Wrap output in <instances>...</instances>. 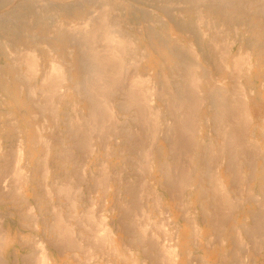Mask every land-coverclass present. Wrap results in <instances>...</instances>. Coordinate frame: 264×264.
<instances>
[{
  "label": "bare ground",
  "instance_id": "6f19581e",
  "mask_svg": "<svg viewBox=\"0 0 264 264\" xmlns=\"http://www.w3.org/2000/svg\"><path fill=\"white\" fill-rule=\"evenodd\" d=\"M131 1L132 0H104L103 3L100 5V7L95 12L90 13L86 17V20H85L84 24L81 26V28L80 29L78 28L79 30L76 31V33L80 37V39H79L80 42L77 44L76 47H78L79 49H84V51L87 52V55H86V62H85L86 64L84 63L82 69L78 71V76H77L76 81H70L69 80L70 78L66 77L65 73L61 71L62 69H61L59 64L62 65V63L60 61L55 60L51 63L49 72H47L48 74L50 72L51 73L49 75H47V73H45L43 75L42 85L43 84L48 85V82H50L51 85H50V88L48 89V91L53 92L51 94L53 96L54 92L57 93V92L62 91V90L58 89V87H60V85H61V83H58V81L59 82L70 81L71 82L70 84H71L72 88H74L75 92L77 91V93L86 97L84 99H86V101L89 102L87 104V108H88V110L89 109H91V110H89V113L87 112L88 114L85 116V118H84V116L82 118L80 117L81 120H78L79 123L77 125L79 126V128H80V126L82 127L83 125L89 127L88 129L90 132V134H89L90 137H91V134L96 136V137H99L103 131V128L105 127V121H104L105 118H107V121H106V124H107L109 119H111L113 116L112 112L114 111V114H115V112L118 111L120 108H122L121 110H123V107H126L127 113H129L128 117L130 115L136 116V114H138L139 112H140L139 115H141V112L142 113L144 112L145 114H146V112H148L146 118L149 117L148 116L149 113L151 114V116H154V115L156 116L159 113V109H157V106L154 105V102H156V100L159 98L158 96H159V93H161V92L163 93V95L165 93L167 95V97H169L168 99L171 102L170 103L171 105H169V107L171 106L170 107L171 110L169 113L170 115L173 116L174 115L173 112H175V114L176 113L178 114V112H180L181 115L182 114L186 115V117L184 116L185 119L188 118L187 116H189L191 119L193 118V121L190 120L192 122L191 126H189V124H187L189 126V128H187L188 131L189 130H193V131L196 130L197 132H200L202 130H207L208 127L211 128V131L213 130V132H215V134H216V137L220 140L219 145H217L214 142L216 144V146H219L218 147L219 150H217L216 149L217 147L214 146L213 144L212 145L209 144L208 145L209 150H207V153L211 154L210 157L206 155L205 148L204 149L200 148L198 150L197 154L195 156H192V159L190 160V166H189V168H186V170L187 171L191 170V173L194 174V176H192L189 179V181L187 182V185L189 187H191L193 192H195L194 196L196 198V206H198L199 213L203 217L202 219L207 224V227H209V230L210 231H215V229L217 230V228H216L217 225L214 224L215 223L214 222L215 216H217V218L221 217L220 220L222 221V224H223L222 226H224V228H225V226H227V228H225V229H227V232L229 233L228 234L229 235L228 240L229 241L231 240L232 242L230 244V249L225 251L226 257H224V256L222 257V258H226L224 264H238V262H237L238 261V257H237L238 254L242 255V257H239V258H242V261L240 260L241 261L240 264H250V262L253 261V259L255 261L256 260L255 258H257V256L254 255L255 252L257 253L258 251L262 250L261 252H263V255H264V154L262 155V153L259 152L260 154H258L259 155L258 157H257V154L254 155L255 152L253 154L250 152L247 154H244V153L238 154L237 152H235V154H233V152L237 151V150H232V149L233 148L237 149L238 147H240L239 141L243 137L242 134L247 133L246 128L249 125H253V123H254V118L252 117L251 112H249V107H254L253 105H256L257 107L264 106V98L262 97L259 90L256 88V86H254L253 83L248 85V93H245L244 88L241 85V83L240 84L236 83V86L238 89L235 86L236 89L232 88L231 91H227V89L225 90V88L223 86L218 87V88L215 87V81H221V80H218L219 78H221L223 80L228 79L229 78L227 76L228 71H229L230 75H232L233 71L238 72L237 78H241L242 77L241 74L243 73V75L245 74V77H247V78L250 77V78H254V79H257L260 81V89L262 88V93L264 96V0H163L164 4L166 5L164 8V13H165L166 18L168 16H170V13H172L173 11H176V12L178 11L179 15H181L182 20L179 19L175 26L174 25H171V26L177 34H180V35L185 34V35H188L191 37L190 43H189L190 47L187 49L188 52H187V50H186V52L189 54V57L192 60V62L189 60H186L184 55H182L184 58L180 57L181 55H177V56L175 55L174 60L171 61V59H170L171 53H170L169 48H166L164 50L160 49L157 51L155 49L154 52L153 51L150 52V51H148V49L143 47L141 44V40L144 38V37H142V33L139 32L137 29H133L132 26L130 25V23L134 24L133 13L136 10L133 7V4H132L133 2L131 3ZM179 5H181L182 7H180ZM174 6H177V9L174 8ZM138 7H140V6H138ZM178 7H179V9H178ZM94 13H95V15H94ZM192 13H194L193 16L191 15ZM139 15L143 18V19H141V21H146L145 16L141 15L140 13H139ZM118 16H119V18H117ZM167 20H168V18H167ZM125 25H127L128 27H131L132 29L125 27ZM197 25H198V27H196ZM232 28L235 30L236 33L240 32V33H244V34L249 35V38L241 36L239 38H236V40H233L232 37L230 36V34L232 32V30H231ZM126 29H128V30L130 29L133 31L136 30V32H135L136 34H131L130 37L128 38L127 34L129 31ZM211 29L215 30V32L223 30L222 34L225 38L224 39L225 42H223L222 44L221 43L218 44V43H216L217 41L211 40L212 49H215V51H217V53H218L216 57L213 56L211 49H209L207 46L203 45V43L199 37L200 33L203 37L207 36L208 30H211ZM196 30H197V32H196ZM7 33H10V32H7V30H5V32H2L1 35L4 38L7 37V39H9V37H8L9 35ZM98 39H101V44H98V41H97ZM208 39L210 40L211 37H208ZM145 40H146L145 43H147L146 46H148L149 44H155V43H153V41L149 37H146ZM6 44L7 45H5L6 46L5 48H7V49L5 52L2 53V56L3 57L5 56V58L8 60L9 59L17 60V56L19 58L24 56L25 60H24L23 65H25L27 63L26 65H28L27 67L29 68L28 69L26 67L27 70H29L32 74L35 73L34 78H38L41 74V70L37 69L36 63L38 62L37 60L41 59L42 55H43V53L39 54L38 47L33 45V44H28V45L24 44L20 41V39H15V37H14V39L12 38L11 40H6ZM163 44H164V41H163ZM165 44H167V43H165ZM99 45H101V46H99ZM232 45L236 46L238 49L237 51L241 52L242 54H235V55L231 54V52H232L231 46ZM64 46H65L64 42L57 41V42H54V44L52 43L51 45H49V47H50L49 49L54 48L55 52L57 54V56H55V57L59 60H64L65 59L64 53L66 51ZM139 46H141L144 49V52L143 53L141 52L142 55L145 56V58L147 57L148 59L150 57H153L156 60V64H158L159 68L161 69V70L158 69L159 71L156 72L155 75H153V77L148 75L149 77H146L143 79V77H144L143 75H139V74L134 73V69L137 68L139 66V63H141L143 61L140 58L137 59V57H133L130 59H128L126 57V55L129 54L128 51H132L135 47L138 48ZM2 48H3V46H2ZM47 49H48V47H47ZM64 49H65V51H64ZM49 51H52V50H49ZM229 52L232 55L231 57H229ZM49 55H50V53H49ZM173 55H174V53H173ZM190 55H192V57ZM182 58L185 60H183ZM230 60H232V61H230ZM25 61H26V63H25ZM261 69H263V70L261 71ZM27 70H25V71H27ZM131 70H133V74L131 73L132 72ZM123 72L127 73V75L124 77H123ZM128 72H130L131 75L128 74ZM53 75H54V77H53ZM23 78H24V76H23ZM26 78L28 79V76H25L24 79H26ZM233 81L235 82V78ZM68 84H69V82H68ZM121 84L128 85V86H126V89H124L123 91H118L117 90L118 86H123ZM245 85H247V84H245ZM231 87H234V85H232ZM56 89H58V91H56ZM61 89H62V87H61ZM107 90H110V92H111L110 94H113V98L116 96L119 97V94H120L121 97L119 99L125 100V101H123V103H122L121 100L118 99V101H117L118 106L117 107H115V108L109 107L110 106L108 103L109 101L106 102L107 97L105 95ZM224 90L227 92H225ZM18 92H19L18 94L22 93V94L27 95L28 97H31V100H33L32 97L35 96V93H33L32 89H29L26 87L19 88ZM40 93L43 94V92H40ZM45 94H46V92H45ZM79 94H78V97L80 96ZM51 95L48 96V98L50 97L48 103L44 102V104L45 105L47 104L53 110L54 109V103H53V99H52ZM163 95H162V97H163ZM248 95L251 98H249ZM45 96L47 98V94ZM3 97H4V95H3ZM110 97H111V95L109 96V98ZM238 97L240 99H243V101H239L240 99ZM237 98H238V100H237ZM36 105L37 104H29L28 106H23V107L19 105V107H17V111L19 112L18 114L31 113V109H33V108L36 109V107H35ZM80 105H81V103H80ZM121 105H124V106H121ZM13 107H15V106H13ZM43 108H44V106L41 105L39 110H42ZM65 109H67V108H65ZM54 111H56V110H54ZM155 116L153 118L157 119V117H155ZM172 116H171V118H172ZM117 117H119V116H117ZM128 117H126V119H125V124L121 123L120 121L117 120L118 121L117 124L116 123L111 124V125L109 124L110 126H108V129L106 127L104 129L106 130L107 133L109 131L111 134L116 135L118 132H120L121 135H124L125 140L123 139V136H121L117 139V141H122L123 145L129 143L128 141H130L131 147H133L137 150V152L139 153V156L144 161L153 158L152 146L157 143V139L152 137L151 139H153L152 140L153 143L151 145L150 144L145 145L144 142L139 143L140 138H138L137 131H134L132 128L127 126L128 122H126V121H127ZM142 117H143L142 120L144 119V121H145L144 115ZM180 117H182V116H180ZM32 118H34V117H32ZM66 118L68 119V117H66ZM150 118L152 120H154L152 117H150ZM171 118L167 116L165 118L164 122L161 121L164 124V130L162 128V133H163V135H165V137L169 132H171V129L173 130V128L170 127V121L169 120H172ZM174 118H176V117H174ZM43 119L47 120V117L43 116L41 118L42 123H43ZM139 119H141L140 116H139L138 120ZM74 120H77V119H74ZM128 120H130V119H128ZM138 120L133 121V122H135L134 125L138 124V122H139ZM146 120H148V122H150L149 118ZM179 120H180V118H179ZM179 120H178V122L181 121V120L180 121ZM183 120L184 119L182 117V121ZM173 121H175V120L173 119ZM182 121L180 122V126H181ZM16 122H18V121H16ZM111 122H112V120H111ZM148 122H147V127H148ZM153 122L154 121H152L149 124V127L153 126V125H151ZM155 122H157V120ZM186 122H187V120L183 121V125H184V123L186 125ZM130 123H131V121H130ZM195 123H198V124L195 125ZM36 124H37L36 121L32 122V125H36ZM54 124H55V122H54ZM156 124H155V126L158 125V124L157 125ZM174 125H175V123H174ZM177 125H178V123H177ZM177 125H176V127H177ZM180 128L183 130L182 126ZM39 129L40 130H39V132H37V135L35 136L34 140H30L29 137H28L29 138L28 139L26 136H24L25 137V138H23L24 140L20 139V141H18L19 143L17 142V144H16L17 147L15 146L16 147V151L14 150L15 151V159H14L15 167L14 168L12 167L13 168L12 174L14 175V177H12V178H14L16 180L15 182H17L15 184L11 183V182L9 183V179H8V172L9 171H8V167L5 166V159L8 158L10 156V154L6 150V148H4L3 146L1 147L2 142L0 141V161H1V163H0V176H1V173L4 174L3 178L0 177V202H6L7 203V201H9L11 203L18 204V206L21 210H19L17 215L19 217L21 226H23L24 228H31V229H35L36 231H39V233H38L39 235L37 236V239L35 237L36 240L33 239L34 236H31V238L30 237L24 238V240L21 238L24 241L23 243H25V245L31 244V247L34 251L35 258L33 259L34 262L32 264H51V259L49 256V250L50 249H48V245L50 243L52 244V246L49 248H51V249L55 248L56 250H62L63 249L67 253H71V254L76 253L78 250L79 251L82 250L84 255H85V259H84L85 261H83V262L85 264H91L92 259H94L93 257H95L94 255H96L97 253L100 254L104 250L105 242L107 241V236H109V235H107L108 232H110L109 234H111V231H109L107 229L108 226L106 223V219L108 217L105 214V212H107V211H106V209H103L105 202L102 201L103 203H101V201H100V203L102 205L98 207L99 211L95 212V214L97 213V216H94L93 215L94 213L92 212V210L90 211L88 207L84 211L81 210V208H80L81 203L79 204L76 201V192L75 191H76L77 187L74 188L72 186H67V185H68V181L70 180V178L77 175V173L75 171V170H77V168H81V170H82L81 172L83 175V176H80L78 178H75L77 180L78 184L80 181L82 183V181L86 180L88 178L87 172H89L88 167L86 165H82L81 163L73 161V158H72V156L74 155V149L73 148H69L68 146L62 145L63 147L61 146L60 152L54 151V149L51 150L50 146H52V144H51L52 139L48 138L46 136L44 137V135H43L44 127L42 125L39 126ZM154 129L153 130L151 129L152 130V133L150 132L151 136L152 135L154 136V134H157L156 133L158 131L157 128L155 130ZM35 131H36V129H35ZM154 131H156V132L154 133ZM184 131L185 130H183V132ZM79 132H81V131H79ZM83 132H84V130H83ZM106 132H104L103 134H105ZM148 132L149 131H147V133ZM192 132L190 134H192ZM180 133H181V131H180ZM262 133H263V131H262ZM181 134H183V133H181ZM253 134H255V133H253ZM60 135L61 136L59 138V142L66 145L67 142H69L71 140V136L74 137V136H77L78 134H76L75 129L70 128V130H68V132H66V130H65V132L63 134L61 133ZM245 135L246 134H244V136ZM85 136H88V135H85ZM240 136H241V138H239ZM185 137H186V135H185ZM262 137H261V140L264 142V133L262 134ZM83 138H85L84 135H83ZM189 138H191V135ZM243 138L245 139V137H243ZM243 138H242V141H244ZM86 139L87 140L89 139L88 141H90L89 137ZM143 139H145V138H143ZM151 139H150V141H151ZM114 140H115V138H114ZM88 141L86 143H88ZM92 141H90V142H92ZM145 141H146V139H145ZM173 141L174 142L171 143L172 146L167 147V152H166L167 156H171V155H173V152L175 153V152H179L181 150V147H179V145H178L179 142L181 141V138H179L178 140H177V138H175V139H173ZM233 141L236 142V145L234 147H231V144L235 143ZM244 142L243 143L241 142L240 144L243 145V144H245ZM249 143H250V148H252L251 146L254 147L257 145L256 141L255 142H249ZM28 144L31 147H32V145H34L35 147L39 146V145L46 147V154H45V156L43 155V157H44L43 159L42 158L35 159V162H33L34 164L31 163V164H33V166H30L29 168H25L23 170L21 167V163L24 161V149L28 146ZM94 144H95V142H94ZM91 145L88 144L87 146L91 147ZM195 145H197V144H195ZM72 147H74V146H72ZM241 147H243V146H241ZM246 147H249V146L247 145ZM250 148H248V149H250ZM105 149H107V150L110 149V146L106 147ZM105 149H104V151H106ZM112 149H114V147H112ZM255 149H258V148H255ZM255 149H254V151H255ZM227 151H228V153H226ZM93 152H94V150L91 149L88 153H86L85 156L87 157V159L92 156ZM41 154H42V152H41ZM48 155L56 157V159L53 162V166L51 165V163L49 164ZM167 158H169V157H167ZM257 158L259 160L263 161L262 165L260 166L261 167L260 171H262V173H261L262 175L260 177L255 178L254 180H251L252 183L255 184V185H253V187L250 184H247L248 189H250V190H248L249 194H247V195L245 194L246 198H244L242 195V190H244V188L246 186L244 178L242 180H240L241 177H238L236 173L231 172V171H234L233 166L236 163L239 164L240 167H242V165L245 166L248 162L251 163V161H249V160H257ZM65 160H68L69 162L73 161V164H75L77 168L74 167L75 170H72L73 168L70 169L68 166V163ZM247 160H248V162H247ZM126 161L128 162L130 160L127 159ZM178 161H179V159H178ZM218 163H220V164L224 163L227 165V167H226L227 171L222 176L223 178L218 177V174H219V172L217 171V167H219ZM253 164L251 163L250 169H252V167L254 168L255 165L253 166ZM42 165H43V167H42ZM97 165H99V163ZM41 167L43 168L42 173L40 171ZM56 167L59 168V171H58L59 172L58 173L59 178L56 177L59 180L57 182H54V184H52V183H49L47 181V176L50 175L51 171H53V169ZM101 167H103V166L102 165L100 167L97 166V168H101ZM104 167H103V169H104ZM214 167H215V169H214ZM180 168H182V166H180ZM128 169H129V167L127 166V168H124L123 170H128ZM167 169L168 168H166L165 166H162V165L160 168L156 167V171L158 173H163V171L165 172ZM178 170H179V167H178ZM178 170H174L173 172L175 173V171H177L176 174H178ZM103 172L104 171H102L100 174L104 175ZM136 172H138V171H136ZM136 172H135V175H136ZM250 172H252V171L250 170ZM33 173H35L37 176H38V174L41 173L40 174L41 176L39 178V182L29 181L31 179L30 175ZM96 174H98V172ZM140 174H141V172H140ZM252 174L249 175V180H250ZM91 175L92 174H90V176ZM238 175H239V170H238ZM104 176H105V181H106L107 177H106V175H104ZM107 176H108V174H107ZM183 177L185 179V176H183ZM176 178L177 177H175V179ZM137 179H139V178H137ZM91 180H92V178H91ZM96 181H97V179H96ZM176 181L177 180H175L173 182H176ZM93 183H95V182H93ZM122 183H123V181H122ZM179 184L180 183L178 182V186H179ZM93 185H92V187H93ZM175 185H177V184H175ZM28 186L30 188H32L33 195L30 197L26 196L25 193H24V195L23 194L19 195V193L23 192L24 188H26ZM135 186H136V184H135ZM141 187L142 186L140 183V188ZM142 188H145V187H142ZM178 188H180V187H178ZM217 188H222L220 190L224 189L223 190L224 193H221V194H225V195H224V198L222 195L223 199L220 198L221 200H217L218 199L216 196L217 192H215V191H217ZM104 190H106V189H104ZM167 191H168V189H167ZM169 192L171 193V191H169ZM181 192H182V190H181ZM139 193H143L142 189ZM180 194L181 193H179V196H180ZM221 194H219V195H221ZM85 195H86L85 198L87 199V194H85ZM189 195H191V194H189ZM135 196L137 197L136 194H135ZM6 197L9 199H6ZM82 197H83V195H82ZM95 198H94V200H95ZM137 198H135V199L130 198V200L127 202V204H124V207H123L124 210L123 209L122 210L125 213V215L128 214V212L130 210V206H128L129 204L132 205L131 209H133V210L135 209V207L137 206L135 202L137 200H139V201L141 200V199H139L140 196ZM169 199H171V198H169ZM102 200H104V198ZM179 200L181 201V199H179ZM156 201H158V200H156ZM217 201H219V203ZM154 202H155V200H154ZM221 202H223V204L225 203L223 205V208H222V209H224L223 211H225V213L222 211V209L220 211L219 205L221 204ZM242 202L243 203L245 202L247 205H249V211H248L247 215H248V218L250 220V223H248V224H250V225L244 226L245 223H240V221H239V223H238V221H235V223L231 225V223L234 222L232 220L233 218L231 219V215L233 213V210L235 208V211H236V209L238 207H240V209H241ZM217 204H218V210L216 211L215 208H216ZM122 205H123V203H122ZM115 206H116V204H115ZM138 207L139 206L136 207L137 209H135V211L139 210L140 215H143L144 213H141V211L143 212V210H140V208L138 209ZM183 208H184V205H183ZM78 209L80 210L81 214L78 213ZM114 210H115V208H114ZM122 210L119 211V213H120L119 217L120 218L124 217ZM156 210L157 209H155V211ZM139 211H138V213H139ZM186 211L189 212V210H187V209L185 210V212ZM242 211L243 210H241V212ZM90 212H92L93 214L91 213V215H90ZM156 212L158 214V211H156ZM165 212H166V210H165ZM131 213L129 212L128 215H130ZM239 213H240V211H239ZM79 214L81 215V218H80ZM140 217L142 218V216H140ZM137 218L133 219L134 222H132L130 220L132 224L127 226V228L124 230V232L127 235L126 238L128 240H130L131 242H134L135 244L140 246L139 247L140 249L143 248L142 251L144 250L145 252H148L151 255V258H155V256L156 257L158 256L159 260H163V258H164V260L167 261V262L165 261V263L176 264L174 262L175 261L174 257H176L175 251L174 252H173V250L171 251V249H173V247L169 248V246L166 245L167 246V249H166L164 246H158V245H155L152 243L156 238V235L151 230V227H153V224H152L153 222H151L152 225L149 223H146V225L142 224V226H139V224L138 225H137V223L135 224V222L138 221ZM5 219H7L6 214L3 212H0V264H12L11 260H10V253L14 252V251L15 252L18 251L19 247L15 248L13 246L20 243V238H19V236L18 237L16 236L15 237L16 242H15V240L13 238L8 237L9 236L8 230L6 229V227L4 225V222L6 221ZM165 219H166V217H165ZM244 220H245V218H244ZM162 221H164V220H162ZM190 221L192 222L191 219H190ZM194 222H192V226H194L193 225ZM200 222H201V220H200ZM89 223H92V225H93V223H95L94 225L96 227L94 229H92V228L90 229L89 225H91V224H89ZM5 224H7V223H5ZM126 224H127V222H126ZM12 225H14V223H12ZM77 225L78 226L80 225L81 228H79L78 231L76 228V230L74 232V226H77ZM121 225H123V224H121ZM159 227H161V224ZM123 228H125V227H123ZM164 229L165 228H163V229L161 228L162 232L164 231ZM155 230H157V229L155 228ZM30 231L33 232L32 230H30ZM193 231H195V230L193 229ZM164 232L167 233L166 230ZM194 234H196V233H194ZM214 235L216 236V233ZM166 237H168V235ZM207 237L209 238V236H207ZM73 238H74V241H72ZM163 238H164V236H163ZM82 239L87 240L86 245L83 244ZM161 239H162V237H161ZM210 239H208V240H210ZM113 240H114V237L112 238V241ZM167 240H168V242L170 241V239H168V238H167ZM210 241H213V240H210ZM127 242H129V241H127ZM168 242H166V243H168ZM107 243H108V241H107ZM158 244H160V243H158ZM173 245H175V244H173ZM128 246H130V245H128ZM147 246H149V247L147 248ZM12 247H13V249H12ZM22 247H24V246H22ZM125 249H126V247H125ZM153 250L155 251L154 254H153ZM110 251L113 252V250H110ZM105 253H106V251H105ZM78 254H80V253H78ZM107 254H108V252H107ZM73 255H75V254H73ZM104 255H106V254H104ZM150 255H147V256H150ZM252 255H254V257ZM75 256H73V257L75 258ZM99 256H101V255H99ZM31 257H32V254L31 255L27 254L22 259H24L23 261L25 262L26 260H28ZM194 257L195 256H193L192 258H194ZM258 260H261V259H258ZM153 261H154V259H153ZM254 261H253V263H254ZM142 262H143V260H142ZM159 262L160 261L155 262V263H159ZM110 263H111V261H110ZM116 263H117V261H116ZM161 264H162V262H161ZM219 264H222L221 260L219 261Z\"/></svg>",
  "mask_w": 264,
  "mask_h": 264
},
{
  "label": "rangeland",
  "instance_id": "374dc122",
  "mask_svg": "<svg viewBox=\"0 0 264 264\" xmlns=\"http://www.w3.org/2000/svg\"><path fill=\"white\" fill-rule=\"evenodd\" d=\"M103 1L104 0H0V91H1L0 92V137H1L0 141L2 142L1 147L3 146L4 148H6V150L10 154V156L5 159V166L8 167V171H9L8 172L9 183L10 182L14 183V184L17 183V182H15L16 180L14 178H12V177H14V175L12 174L13 173L12 171H13V168L15 167L14 159H15V151H16V147H17V145H16L17 142L20 141V139L25 138L24 136H26L27 138L29 137L30 140H34L35 136L37 135V132H39V130H40L39 126L42 125L44 127V131H43L44 137L46 136V137L52 139V141H51L52 146H50L51 150L54 149V151L60 152V150H61L60 148L62 145L68 146L69 148H73L74 149V155L72 156L73 161H76V162L81 163L82 165H86L88 167V170H89V172H87L88 178L86 180L82 181V183L80 181L78 184V182L75 178L83 176L82 172H81L82 171L81 168H77L76 165L73 164V161L69 162L68 160H65L68 163V166L70 169L73 168L72 170H75L74 167L77 168V170H75L77 175L70 178L67 186H72L74 188L77 187L76 191H75L76 192V201L79 204L81 203V207H80L81 210L84 211L88 207L89 210L90 211L92 210V212L94 213L93 214L92 212H90V215L92 213L94 216H97V213L95 214V212L99 211L98 207L102 205L101 203L105 202L103 209H106V211H107V212H105L106 216L108 217L106 219V223L108 226L107 229L109 231H111V234H109L110 232H108L106 230L108 232L107 235H109V236H107L108 243H107V241L105 242V247L108 245L107 246L108 248L104 247V250L106 251V253L103 250L100 254L97 253L96 255H94L95 257H93L94 259H92L91 264H95V263L96 264H114V263L115 264H142V263L143 264H161V262H162V264H168V263H165L166 260H164V258H163L164 261L159 260V257L158 256L156 257L155 255H154L155 258H151V255L148 252H145L144 250H143L144 251L143 252L142 251L143 248L140 249L139 248L140 246H138L137 244H135L134 242H131L130 240H128L126 238L127 235L124 232V230L127 228V226L132 224L131 221L134 222V220H133L134 218L136 219L140 215L139 210H138L139 213L137 210L135 211V209H137L136 208L137 206H139L138 209L140 208V210H143V212L141 211V213H144L145 215L144 214L140 215V216H142V218L139 216L137 218L138 221L136 220L137 222H135V224L137 223V225L139 224V226H142V224L146 225V223L151 224V222H153L152 223L153 227H151V230L156 235L157 239L155 238V240L152 243L155 245H158V246H164L166 249H167V246H169V248L173 247V249H171V251L172 250H173V252L175 251L176 257H174V259H175L174 262L176 264H204V263L205 264H219L220 260L222 261V264H224L226 258H222V257L223 256L226 257L225 251L230 249V244L232 242L231 240L230 241L228 240V238H229L228 234L229 233L227 232V229H225V228H227V226H225V228H224V226H222L223 225L222 221L220 220L221 217L217 218V216H215V220H214L215 223L214 224L217 225L216 228L218 231L216 229H215V231L209 230V227H207V224L204 222V220L202 219L203 217L199 213L198 206H196V198L194 196L195 192H193L191 187H189L187 185V182L189 181V179L192 176H194V174L191 173V170L190 171L186 170V168H189V166H190V160L192 159V156H195L200 148H202V149L205 148L206 155L210 157L211 154L207 153V150H209L208 145L213 144L214 146H216V144L217 145L220 144L219 143L220 140L216 137L215 132H213V130L211 131V128L208 127L207 130H202L200 132H197L196 130H194V131L189 130L188 131L187 128H189V126H191V123H192L191 121H193V118L191 119L189 116H187L188 118L185 119L186 115H184V114L181 115L180 112H178V114L177 113L175 114V112H173L174 115L173 116L170 115L169 113L171 110L170 109L171 106L169 107V105H171L170 104L171 102L168 99L169 97H167V95L165 93L163 95L162 92L159 93V96H158L159 98L156 100V102H154V105L157 106V109H159V113L156 116L154 115L155 117H157V119L155 118L157 120V122H155L156 120L153 118L154 116H151L150 113L148 115L149 117L146 118L148 112H146V114L144 112L143 113L141 112V115H139V113H140L139 112L138 114H136V116L130 115L128 117L129 113H127L126 107H123V110H121L122 108H120L119 109L120 111L115 110L116 111L115 114L113 111L112 112L113 116H112V118L110 117L111 119H109L107 124H106L107 118H105V120H104L105 121V127L108 129V126H110L111 124H115V123L117 124L118 121L125 124V119H126V117H128V119H130V120L127 119V121H126V122H128L127 126L132 128L134 131H137L138 138H140L139 143L144 142L145 145L146 144L151 145L153 143L152 142L153 139H151V138L152 137L156 138L157 143L152 146L153 158H151V159L144 161L139 156V153L137 152V150L135 148L131 147L130 141H128L129 143H127L125 145H123L122 141H117V139L121 136H123V139L125 140L124 135H121V133L118 131H117L118 133L116 132L117 133L116 135L111 134L109 131L107 133L106 130L104 129L105 127L103 126L104 127L103 131L100 134L101 137L100 136L96 137L92 134L90 137L89 136L90 132L88 129L89 127L83 125L84 127L80 126V128H81L80 129L79 126L77 125L79 123L78 120H81V118L83 116L85 118V116L89 113V110H91V109L88 110V108H87V104L89 102H87L86 99H84L86 97L80 95L79 93H77V91L75 92L74 88H72V86L70 84L71 83L70 81H76L77 80L78 71L82 69L83 64L86 62V55H87V52L84 51V49H79L78 47H76L77 44L80 42V40H79L80 37L77 35L76 31H78L81 28V26L84 24L86 17L90 13L95 12L100 7V5L103 3ZM131 3L133 4V7L136 10L133 13L134 24L130 23V25L132 26L133 29H137L139 32L142 33V37H144V38L141 40V44L143 47L148 49V51H150V52H152V51L154 52L155 49L157 51L160 49L164 50L166 48H169L170 53H171L170 54L171 61L174 60L175 55L176 56L181 55L180 57H183L182 55H184L186 60H189L192 62V60L189 57V54L187 53L188 52L187 49L190 47L189 43H190L191 37L188 35H185V34H182V35L177 34L171 26V25L175 26L179 19L182 20L181 15H179L178 11L177 12L173 11L172 13H170V16L167 17L168 18V20H167V18L165 17V13H164V8L166 5L164 4L163 0H132ZM138 6H140V7H138ZM179 6L182 7L181 5H179ZM174 8L177 9V6H174ZM178 9H179V7H178ZM139 13L146 17V21H141V19H143V18L139 15ZM94 15H95V13H94ZM191 15L193 16L194 13H192ZM117 18H119V16ZM125 27H128V26L125 25ZM196 27H198V25ZM128 28H131V27H128ZM5 30H7V32H10V33H7L9 35L8 36L9 39H7V37L4 38L1 35V33L5 32ZM126 30H128V29H126ZM231 30H232V32H231L230 36L232 37L233 40H236V38H239L241 36L249 38V35H247V34L240 33V32L236 33L233 28ZM128 31H129L127 34L128 38L130 37L131 34H136L135 33L136 30L133 31V30L129 29ZM196 32H197V30H196ZM222 33H223V30L215 32V30L211 29V30H208L207 36L203 37L201 35V33L199 35L200 40L202 41L203 45L207 46L209 49H211L212 54L215 57L217 56L218 53H217V51H215V49H212L211 40L217 41L216 43H218V44H220V43L222 44L223 42H225V40H224L225 38H224ZM14 37H15V39H20V41L24 44H27V45L33 44V45L37 46L39 54L43 53L42 58L37 60L38 62L36 63L37 69L41 70V74L38 78H34L35 73L32 74L29 70H27L28 65H26L27 64L26 61H25L26 64L23 65L24 60H25L24 56L20 57V58L17 56V60H14V59L8 60L5 58V56L4 57L2 56V53L5 52L7 49V48H5L6 47L5 45H7L6 40H11L12 38L14 39ZM146 37H149L153 41V43H155V44H149L148 46H146L147 45V43H145ZM208 37H211V39L209 40ZM57 41L64 42V45H65L64 47L66 49V51L64 49V51H65V53H64L65 59L64 60H59L55 57V56H57V54H56L54 48L49 49L50 48L49 45H51L52 43L54 44V42H57ZM97 41H98V44H101V39H98ZM163 41H164V44H163ZM165 43H167V44H165ZM2 46H3V48H2ZM99 46H101V45H99ZM47 47H48V49H47ZM231 47H232L231 54H233V55L242 54L241 52L237 51L238 49L236 46L232 45ZM49 50H52V51H49ZM186 50H187V52H186ZM48 52L50 53V55ZM128 52H129V54L126 55V57L128 59L133 58V57H137V59H139V58L142 59L143 62L139 63V66L137 67L138 69L137 68L134 69V73L139 74V75H143L144 76L143 79L146 77H149V76L153 77V75H155L156 72L161 70L159 68V65L156 64V60L153 57H150L148 59L147 57L145 58V56L142 55V53L144 52V49L141 46H139L138 48L135 47L132 51H128ZM173 53H174V55H173ZM231 54L229 52V57L232 56ZM190 56L192 57V55H190ZM185 59H183V60H185ZM55 60L60 61L62 63V65L59 64L61 69H62L61 71L65 73L66 77L70 78L69 79L70 81H66V82L65 81H63V82L58 81V83H61V85H60V87H58V86L57 87H58V89L62 90L61 91L62 93L61 92H57V93L54 92V95L55 94L56 95L52 96L51 94L53 92L48 91V89L50 88V85H51L50 82H48V85L47 84L42 85V79H43L42 77L45 73L49 72L50 65ZM230 61H232V60H230ZM25 70H27V71H25ZM262 70L263 69H261V71ZM131 71H132L131 73L133 74V70H131ZM125 72H123V77L127 75V73H125ZM227 73H228L227 76L229 78L224 79V80L219 78L218 80H221V81H215V87L218 88V87L223 86L225 88V90L227 89V91H231L232 88H234V89L237 88L236 83L237 84L241 83V85L244 88V92L248 93V85L253 83L254 86H256V88L259 90L262 97L264 98L263 93H262V88L260 89V81L259 80L254 79V78H250V77L247 78V77H245V74L243 75V73L241 74V76H242L241 78H237L238 72H236V71H233L232 75L229 74V71ZM49 74L47 73V75H49ZM128 74H130V72H128ZM23 76H24V78H25V76H28V79L27 78L24 79ZM53 77H54V75H53ZM234 78H235V82L233 81ZM68 82H69V84H68ZM245 84H247V85H245ZM121 85H123V84H121ZM232 85H234V87H231ZM126 86H128V85L118 86L117 90L123 91L124 89H126ZM235 86H236V88H235ZM21 87H26V88L32 89L33 93H35V96L32 97L33 100H31V97H28L25 94H22V93L18 94L19 93L18 89ZM61 87H62V89H61ZM58 89H56V91H58ZM227 91H225V92H227ZM40 92H43V94H41ZM45 92L47 94V98L50 95L52 96L53 103H54V109L53 110L50 106H48L47 104L46 105L44 104V102L48 103L49 98H50V97L48 99L46 98ZM110 93H111L110 90H107L105 93V95L107 97L106 102L109 101L108 102L110 105L109 107L115 108L118 106L117 101L121 97V95L119 94V97L116 96L113 98V94H110ZM78 94L80 95L79 97H78ZM109 94L111 95L110 98H109V96H110ZM3 95H4V97H3ZM162 95H163V97H162ZM238 98H237V100H238ZM249 98H251V97L249 96ZM119 100H121V99H119ZM123 101H125V100H121L122 103H123ZM239 101H243V99H240ZM28 103L29 104H37L35 106L36 109H34V108L31 109V113L18 114L19 112L17 111V107H19V105L22 107L28 106L29 105ZM80 103H81V105H80ZM41 105L44 106V108L42 110H39ZM13 106H15V107H13ZM121 106H124V105H121ZM253 106L254 107H249V112H251V115L254 118V123H253V125H249L246 128L247 133H244V134H246L245 136H244V134H242V136L245 137V139L242 137L245 142L242 141L241 136L239 137V138H241V140L239 139L240 140L239 141L240 147H238L237 149L233 148L232 150H237V151H234L233 154H235V152H237L238 154L239 153L247 154L249 152L253 154L255 152L254 155L257 154V157L259 156L258 154H260L259 152H261L262 155L264 154V142L261 140L262 134L264 133V122H263L264 121V106H260V107H257L256 105H253ZM65 108H67V109H65ZM54 110H56V111H54ZM143 115L145 117V121H144V119L142 120ZM179 115L183 117V119H184L183 121L187 120L186 125H185V123L183 125L182 117H180ZM43 116L47 117V120L43 119V123H42L41 118ZM117 116H119V117H117ZM139 116L141 119L138 120ZM167 116L170 118L172 116V118H171L172 120H169V121H170V127L173 128V130L171 129V132H169L165 137V135H163V133H162V128L164 130L163 122L165 121V118ZM32 117H34V118H32ZM66 117H68V119ZM150 117H152L154 120H152ZM174 117H176V118H174ZM148 118L150 119V122H148V120H146ZM179 118L182 121L181 126H182L183 130H185L184 132L180 128L181 127L180 126L181 121L179 120ZM74 119H77V120H74ZM173 119L175 121H173ZM111 120H112V122H111ZM134 120H138L139 121L138 124L134 125L135 124V122H133ZM151 120L155 122V123L153 122L151 124L153 126L150 125L152 128L149 127V124L152 122ZM178 120L180 122H178ZM16 121H18V122H16ZM34 121L37 122L36 125H32V122H34ZM130 121H131V123H130ZM161 121H163V122H161ZM54 122H55V124H54ZM147 122H148V127H147ZM176 122L178 123V125ZM174 123H175V125H174ZM155 124L158 127L155 126ZM187 124H189V126ZM196 124H198V123H195V125ZM176 125H177V127H176ZM70 128L75 129L76 134H78V135L74 136V137L71 136V140L69 142H67L66 145L62 144L61 142H59V138L61 136L60 134L61 133L63 134L65 132V130H66V132H68V130H70ZM154 128L155 129L157 128V130H158L157 132L154 131V133L156 132L157 134L153 133L155 137L153 135L152 136L150 135ZM35 129H36V131H35ZM83 130H84V132H83ZM146 130L149 132L147 133ZM179 130L183 134H181ZM79 131H81V132H79ZM262 131H263V133H262ZM104 132H106V133L103 134ZM191 132H192V134H190ZM253 133H255V134H253ZM189 134L191 135V138H189L190 137ZM83 135L85 138H83ZM85 135H88V136H85ZM185 135H186V137H185ZM88 137L90 138V141H92V140L93 141L92 142L88 141L89 139L88 140L86 139ZM114 138H115V140H114ZM143 138H145L146 141ZM175 138H177V140L179 138H181V141L178 144L179 147H181V150L180 151L178 150L179 152H175V153L173 152V155H171V156H167V154H166L167 147L172 146L171 143L174 142L173 139H175ZM150 139H151V141H150ZM87 141H88V143H86ZM255 141H256L257 145L254 147L258 148V149H255L253 146H251L252 148H250L249 142H255ZM94 142H95V144H94ZM233 142H235V141H233ZM241 142L242 143L244 142L245 144L241 145L240 144ZM88 144L89 145L92 144L91 147H88L87 146ZM195 144H197V145H195ZM235 145H236V142L232 143L231 147H234ZM247 145L249 147H246ZM72 146H74V147H72ZM108 146H110V149H108V150L105 149ZM241 146H243V147H241ZM112 147H114V149H112ZM216 147H217L216 149L219 150V148H218L219 146H216ZM248 148H250V149H248ZM91 149L94 150V152H93L92 156L87 159V157L85 155ZM104 149L106 151H104ZM254 149H255V151H254ZM41 152H42V154H41ZM226 153H228V151ZM45 154H46V147H43L41 145L36 146V147L34 145H32V147H31L28 144V146L24 149V161L21 163L22 169L24 170L25 168H29L30 166H33V164H34L33 162H35V159H40V158L43 159L44 158L43 155L45 156ZM167 157H169V158H167ZM126 158L130 161L127 162ZM55 159H56L55 156L48 155L49 164L51 163L52 166H53V162ZM178 159H179V161H178ZM249 161H251L252 164L254 163L253 166L255 165L254 168L252 167L253 170L250 169L251 163L248 162V160H247L248 163L245 166L242 165V167H240L239 164L236 163L233 166L234 171H231V172L236 173L238 177H241L240 180H242L244 178V181L246 183L244 190H242V195L244 198H246L245 194L246 195L249 194L248 190H250V189H248L247 184H250L253 187V185H255V184H253L251 180H254L255 178L260 177L262 175L261 174L262 171H260V169H261L260 166L262 165L263 161L259 160L258 158H257V160H249ZM0 163H1V161H0ZM31 163H33V164H31ZM98 163H99V165L101 164L103 167L105 166L104 169H103V167L97 168V166L98 167L101 166V165L100 166L97 165ZM43 165H42V167H43ZM161 165L165 166L168 169L165 172L163 171V173H158L156 171V167L160 168ZM127 166L129 167V169L123 170L124 168H127ZM180 166H182V168H180ZM218 166H219V167H217V171L219 172L218 177L223 178L222 176L227 171L226 170L227 165L224 163L223 164L218 163ZM42 167L40 170L41 173L43 172ZM178 167H179V170L181 169L180 171L178 170ZM215 167H214V169H215ZM174 170H178V174H176L177 171H175V173H174L173 172ZM238 170H239V175H238ZM250 170L252 172H250ZM58 171H59V168L56 167L53 169V171H51V174L47 176V181L49 183L54 184V182H57L59 180L58 179L59 178L58 177V173H59ZM102 171H104L103 174L106 175V177H107L106 181H105V176L100 174ZM136 171H138V172L140 171L141 174H140V172L138 173ZM97 172H98V174H96ZM135 172H136V175H135ZM89 173L92 175L90 176ZM40 174H38V176L35 173L31 174L30 175L31 179L29 181L39 182V178L41 176ZM107 174H108V176H107ZM250 174H252V175H251V178L249 180ZM3 175L4 174L1 173L0 177L3 178L4 177ZM183 176H185V179ZM56 177H58V178H56ZM175 177H177V178L175 179ZM91 178H92V180H91ZM137 178H139V179H137ZM96 179H97V181H96ZM175 180H177V181L173 182ZM122 181H123V183H122ZM93 182H95V183H93ZM178 182L180 183L179 186H178ZM140 183H141V186L145 187V188H142V187L140 188ZM91 184L93 185V187ZM135 184H136V186H135ZM175 184H177V185H175ZM132 186L133 187L135 186V187L133 188ZM177 186L180 188H178ZM104 189H106V190H104ZM141 189H142L143 193H139L141 191ZM167 189H168V191H167ZM220 189H222V188H217V191H215V192H217L216 193V196L218 198L217 200H221L220 198H222V195H223V198L225 195V194H221V193H224V191H223L224 189L223 190H220ZM181 190H182V192H181ZM169 191H171V193ZM24 193L26 196L30 197L33 195V190H32V188H30L28 186V187L24 188L23 192L19 193V195H22V194L24 195ZM179 193H181L180 196H179ZM85 194H87V199L85 198L86 197ZM135 194L137 195V197L140 196L139 199H141V200L140 201L137 200L135 202L137 206L135 207L134 210L131 209L132 205L129 204L128 205V206H130L129 212L130 213L134 212V213L133 214L131 213L130 215H128L129 214V212H128V214L125 215V213L123 212L124 204H127V202L130 200V198H132V199L137 198L135 196ZM189 194H191V195H189ZM219 194H221V195H219ZM82 195H83V197H82ZM94 198H95V200H94ZM103 198H104V200H102ZM169 198H171V199H169ZM6 199H9V198L6 197ZM153 199L155 200L156 203L154 202ZM179 199H181V201ZM156 200H158V201H156ZM100 201H101V203H100ZM217 202L219 203V201H217ZM122 203H123V205H122ZM115 204L117 207L115 206ZM224 204H223V202H221V204L219 205L220 211L223 208ZM183 205H184V208H183ZM114 208H115V210H114ZM155 209H157L156 211H158V214L155 211ZM186 209L189 210V212H187V211L185 212ZM19 210H21V209L19 208L18 204L11 203L9 201H7V203L6 202H0V212L5 213L7 216V219H5L6 221L4 222V225H5L6 229L8 230V235H9L8 237L13 238L14 240H15L16 236L17 237L19 236V238H20V243L13 246L15 248L19 247L18 251H16V252L14 251V252L10 253L11 263L12 264H15V263L16 264H32L34 262L33 259L35 258L34 251L31 247V244L25 245V243H23L24 242L23 240H24V238H29V237L31 238V236H34L33 239L36 240L37 236L39 235L38 234L39 231H36L35 229H31V228H24L23 226H21L19 217L17 215ZM121 210H122V213L124 216V217H122L123 219L119 217V215H120L119 211H121ZM165 210H166V212H165ZM215 210L216 211L218 210V204L216 205ZM223 210L224 209H222V211ZM241 210H243L244 212L243 211L241 212ZM239 211H240V213H239ZM248 211H249V205H247L245 202L244 203L242 202L241 209H240V207H238L235 211V208H234L233 213L231 215V219L233 218L232 220L234 222L231 223V225L234 224L235 221H238V223L240 221V223H245L244 226H249L250 224H248V223H250V220H249L248 215H247ZM223 212L225 213V211H223ZM78 213L81 214L79 209H78ZM80 214H79V216L81 218ZM164 216L166 217V219ZM244 218H245V220H244ZM190 219L192 220V222L195 221L193 223V225L195 227L192 226V222L190 221ZM162 220H164V221H162ZM200 220H201V222H200ZM126 222H127V224H126ZM5 223H7V224H5ZM12 223H14L15 226L12 225ZM89 224H91V225H89L90 229L91 228L94 229L96 227L94 225L95 223H93V225H92V223H89ZM121 224H123V225H121ZM160 224H161V227H159ZM77 226H74V232H75L76 228H77V231L79 228H81L80 225L78 227ZM123 227H125V228H123ZM155 228L157 230H155ZM161 228L162 229L165 228L164 231L166 230V232L168 234L165 233L164 231L162 232ZM193 229L196 232L193 231ZM30 230H32L33 232H31ZM193 232L196 234H194ZM215 233H216V236L214 235ZM167 235H168V237H166ZM163 236H164V238H163ZM207 236H209V238ZM35 237H36V239H35ZM113 237H114V240L112 241ZM161 237H162V239H161ZM167 238L170 239L169 242H168ZM207 238L208 239L211 238L210 240H213V241H210ZM72 241H74V238L72 239ZM127 241H129L130 243ZM15 242H16V240H15ZM82 242L85 245L87 244V240L82 239ZM166 242H168V243H166ZM158 243H160V244H158ZM173 244H175V245H173ZM128 245H130V246H128ZM22 246H24V247H22ZM51 246H52V244L50 243L48 245V249H50L49 250V256L51 259V264H68V263L69 264H85L83 262V261H85L84 260L85 255H84L82 250H80V251L78 250L76 253H73L76 255L75 256L71 253H67L63 249L62 250H56L55 248H52V249L49 248ZM13 247H12V249H13ZM125 247H126V249H125ZM148 247L149 246H147V248ZM110 250H113V252ZM261 251H258L257 252L258 254L256 252L254 254L255 256H257V258H255L257 261L256 260L254 261V259H253L255 264H257V263L258 264H264V255H263V252H261ZM107 252H108V254H107ZM78 253H80V254H78ZM154 253H155V251L153 250V254ZM27 254H30V255L32 254V257L24 262L23 261L24 259H22V258ZM104 254H106V255H104ZM146 254L150 255V256H147ZM72 255L75 256V258ZM99 255H101V256H99ZM254 255H252V256L254 257ZM193 256H195V257L192 258ZM237 257H238L237 262H238V264H240V262L242 261V258H239V257H242V255L238 254ZM153 259L155 262H158V261H160V262L155 263L153 261ZM258 259H261V260H258ZM142 260H143V262H142ZM110 261H111V263H110ZM116 261H117V263H116ZM253 261H251L252 263L250 262V264H254Z\"/></svg>",
  "mask_w": 264,
  "mask_h": 264
}]
</instances>
